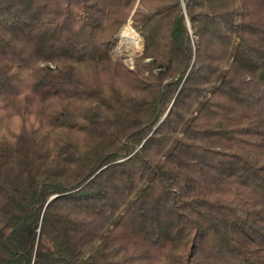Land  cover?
<instances>
[{
  "label": "trees",
  "instance_id": "1",
  "mask_svg": "<svg viewBox=\"0 0 264 264\" xmlns=\"http://www.w3.org/2000/svg\"><path fill=\"white\" fill-rule=\"evenodd\" d=\"M0 264H264V0H0Z\"/></svg>",
  "mask_w": 264,
  "mask_h": 264
},
{
  "label": "rangeland",
  "instance_id": "2",
  "mask_svg": "<svg viewBox=\"0 0 264 264\" xmlns=\"http://www.w3.org/2000/svg\"><path fill=\"white\" fill-rule=\"evenodd\" d=\"M132 26V28H134L133 26V21L129 20L127 26ZM124 27V29H125ZM124 29L121 31L120 35H119V43L114 51V55L117 58H121L122 61L129 67V68H133L134 64H135V58L138 57L139 55L142 54L143 52V47H144V43H142V39H141V46L139 49H136L135 46L129 42H125L123 40L122 33L124 31ZM135 29V28H134ZM136 30V29H135ZM138 33V32H137ZM140 36V35H139ZM143 44V45H142ZM17 125H19V122H16L14 124V129H17Z\"/></svg>",
  "mask_w": 264,
  "mask_h": 264
},
{
  "label": "bare ground",
  "instance_id": "3",
  "mask_svg": "<svg viewBox=\"0 0 264 264\" xmlns=\"http://www.w3.org/2000/svg\"><path fill=\"white\" fill-rule=\"evenodd\" d=\"M121 37L125 42L133 44L136 49L140 48L141 37L131 26L128 25L127 27H125Z\"/></svg>",
  "mask_w": 264,
  "mask_h": 264
}]
</instances>
